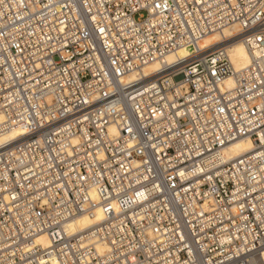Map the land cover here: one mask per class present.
<instances>
[{
    "label": "built area",
    "instance_id": "built-area-1",
    "mask_svg": "<svg viewBox=\"0 0 264 264\" xmlns=\"http://www.w3.org/2000/svg\"><path fill=\"white\" fill-rule=\"evenodd\" d=\"M0 114V264L263 263L264 0H0Z\"/></svg>",
    "mask_w": 264,
    "mask_h": 264
},
{
    "label": "bare ground",
    "instance_id": "bare-ground-1",
    "mask_svg": "<svg viewBox=\"0 0 264 264\" xmlns=\"http://www.w3.org/2000/svg\"><path fill=\"white\" fill-rule=\"evenodd\" d=\"M238 32H239L238 26L233 25L232 27L225 28L223 32L214 33L212 35L207 36L200 42V45L203 48L214 46L221 41V36H225L228 38L235 36ZM186 54L187 52L185 50H180L176 54L169 55L166 58V62H173L176 58H182L186 56ZM230 57L237 72L248 67L251 62V56L241 41H237L234 44H232V46L230 47ZM161 65L162 63H153L148 65L144 70V75L149 76L157 72L160 69ZM135 75L136 74H132L129 76V78H134ZM235 84H236V78L230 77L223 84V88L226 90H231L235 87ZM2 121H3V116L0 114V122ZM23 135H24L23 130L21 128H18L12 132L6 133L4 137L14 139L21 137ZM253 149H254V145L249 139H240L228 145L224 149L223 153H224V157L227 158L228 160H235L237 158H240L248 154ZM100 219H101L100 214L98 215L97 219L83 218L78 223V227L87 228L90 226H94L100 221ZM38 241L41 242L44 247L50 246L49 241L45 236L40 237ZM257 264H261V263H257ZM262 264H264V257Z\"/></svg>",
    "mask_w": 264,
    "mask_h": 264
}]
</instances>
